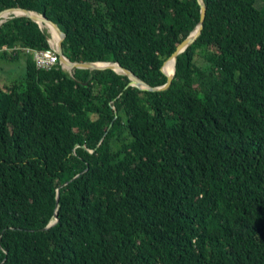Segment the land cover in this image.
Here are the masks:
<instances>
[{
  "label": "trees",
  "instance_id": "obj_1",
  "mask_svg": "<svg viewBox=\"0 0 264 264\" xmlns=\"http://www.w3.org/2000/svg\"><path fill=\"white\" fill-rule=\"evenodd\" d=\"M255 1L202 0L157 91L110 69L69 74L56 52L38 68L19 48L50 49L46 28L0 23V61L23 58L0 80V264H264ZM13 6L54 22L68 60L115 61L151 86L198 19L195 0H0Z\"/></svg>",
  "mask_w": 264,
  "mask_h": 264
},
{
  "label": "water",
  "instance_id": "obj_2",
  "mask_svg": "<svg viewBox=\"0 0 264 264\" xmlns=\"http://www.w3.org/2000/svg\"><path fill=\"white\" fill-rule=\"evenodd\" d=\"M198 5V19L192 30L188 32V34L179 42L176 44L174 50L170 53V55L162 62L160 66V71L165 75V82L161 85L151 86L138 78L136 75H134L132 72L127 70L126 68L122 67L120 64H118L115 61H83V62H76V61H70L68 60L62 53L61 50V41L64 38V33L58 28V26L52 22L50 19L45 17L42 14H39L35 11L28 10L21 7H7L2 10H0V23L3 22L5 19L13 17V16H23L28 18L29 20L35 22L39 28L45 27L47 32L49 33V38H47V43L49 47L53 48L55 52L58 55V62L61 66V68L65 69L69 74L72 68H80V69H87V70H101V69H110L114 71L117 74H123L127 77L128 82L126 83V86H134L137 89L140 90H147V91H157V90H163L168 87L170 84L172 74L174 72V59L176 54L183 51L186 46H188L190 43L194 41L196 36L199 34V31L202 26V21L204 18V5L202 0H195ZM14 11H17V13H14ZM44 25V26H42ZM53 33L56 34V38L54 42L52 43V37ZM171 59L172 60V71L171 73H165L162 70V66L165 63L166 60ZM92 151V150H89ZM77 176V175H76ZM74 176V177H76ZM66 183V182H65ZM64 183V184H65ZM57 221V214L54 215V220H51L45 227L42 229L49 228Z\"/></svg>",
  "mask_w": 264,
  "mask_h": 264
},
{
  "label": "built area",
  "instance_id": "obj_3",
  "mask_svg": "<svg viewBox=\"0 0 264 264\" xmlns=\"http://www.w3.org/2000/svg\"><path fill=\"white\" fill-rule=\"evenodd\" d=\"M1 48H5L1 46ZM24 53H29L33 59L35 66L42 69H48L56 61V53L54 49H30L27 47L19 48Z\"/></svg>",
  "mask_w": 264,
  "mask_h": 264
},
{
  "label": "rangeland",
  "instance_id": "obj_4",
  "mask_svg": "<svg viewBox=\"0 0 264 264\" xmlns=\"http://www.w3.org/2000/svg\"><path fill=\"white\" fill-rule=\"evenodd\" d=\"M255 4L259 6L260 1L256 0ZM20 62H1L0 61V80L16 77L20 72L23 58L19 59ZM65 70V69H64ZM66 71V70H65Z\"/></svg>",
  "mask_w": 264,
  "mask_h": 264
},
{
  "label": "bare ground",
  "instance_id": "obj_5",
  "mask_svg": "<svg viewBox=\"0 0 264 264\" xmlns=\"http://www.w3.org/2000/svg\"><path fill=\"white\" fill-rule=\"evenodd\" d=\"M14 13H17V11H14ZM42 26H44V25H42ZM54 35L56 37V34L53 33V37H52V40H51L52 43L54 42ZM162 70L165 73H168V74L171 73V71H172V60L171 59H168V60L165 61V63L162 66Z\"/></svg>",
  "mask_w": 264,
  "mask_h": 264
}]
</instances>
